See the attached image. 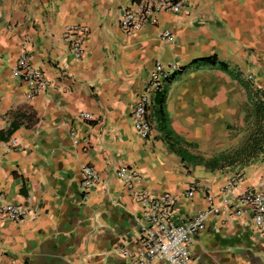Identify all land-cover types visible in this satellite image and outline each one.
Wrapping results in <instances>:
<instances>
[{
	"label": "crops",
	"instance_id": "obj_1",
	"mask_svg": "<svg viewBox=\"0 0 264 264\" xmlns=\"http://www.w3.org/2000/svg\"><path fill=\"white\" fill-rule=\"evenodd\" d=\"M134 1L0 0V198L31 212L22 222L0 216V264H128L117 248L134 239L141 206L114 176L119 167L138 169L142 187L174 195L177 220L207 210L210 194L220 205L222 186L237 174L264 191V146L243 164L189 168L161 125L164 118L212 160L264 126L255 109L264 104V0H184V11L161 13L157 26L129 37L119 21ZM71 25L90 29L82 60L63 41ZM24 48L55 85L33 98L16 71ZM213 56L227 69L199 62ZM158 60L184 71L167 86L164 116L151 108L143 139L131 111ZM83 112L97 120H82ZM84 165L108 181L107 194L100 186L83 193ZM191 254V264H264V236L250 217L222 213L193 239Z\"/></svg>",
	"mask_w": 264,
	"mask_h": 264
},
{
	"label": "built area",
	"instance_id": "obj_2",
	"mask_svg": "<svg viewBox=\"0 0 264 264\" xmlns=\"http://www.w3.org/2000/svg\"><path fill=\"white\" fill-rule=\"evenodd\" d=\"M184 10V0H135L131 6L124 8L119 21L120 28L131 37L145 25L157 26L159 14ZM89 36L90 29L85 26L71 25L64 28L63 41L75 59L82 60L86 56ZM159 36L162 39L172 38L170 31L160 32ZM183 68L177 63L166 65L159 60L155 62L148 83L137 96L131 111L133 124L143 139L151 135V108L156 98L166 93L167 86L175 81ZM16 69L19 78L30 89L28 98L55 87L42 71L33 66L26 48L19 55ZM79 117L89 123L97 120L94 115L86 112ZM5 145L10 147L11 143ZM113 174L122 182L130 197L141 206L134 239L130 243L123 242L117 248L120 257L128 264H191L193 239L206 229L210 217L222 213L234 217H250L256 230L264 236V191L245 186L239 174L228 179L222 186L220 205H215L214 196L210 194L207 198L210 207L185 220H177L175 217V196L142 187L143 176L135 167H119ZM81 176V188L85 195L99 186L108 193V181L94 167L82 166ZM194 194L195 189L192 188L187 196L192 198ZM30 215L27 207L0 198V216L13 222H22Z\"/></svg>",
	"mask_w": 264,
	"mask_h": 264
},
{
	"label": "trees",
	"instance_id": "obj_3",
	"mask_svg": "<svg viewBox=\"0 0 264 264\" xmlns=\"http://www.w3.org/2000/svg\"><path fill=\"white\" fill-rule=\"evenodd\" d=\"M199 62L203 63H208L211 65H220L221 68L227 69L226 64L223 62H220L217 57L213 56L210 58H204L200 59ZM247 90L249 91L250 95L257 96L260 93V91L253 92L250 90V86L246 84ZM164 102V97L163 95H160L156 98V106L159 107V115L162 117L164 116L163 109H162V104ZM256 113H257V118L261 120V122H264V104L263 102H259L258 104L255 105ZM164 119V118H163ZM164 121V120H163ZM170 146V145H169ZM264 146V126L259 127L253 132V134L249 137L248 140L245 141L239 148L233 150L229 154L221 156V160H211L207 162L205 167L207 169H211L214 171L217 168L214 166L217 165L218 163H221V167H226V166H231L234 164H243L248 161V159H251L252 157H255ZM171 150L173 148V145L170 146ZM209 165V166H207ZM214 168V169H213Z\"/></svg>",
	"mask_w": 264,
	"mask_h": 264
},
{
	"label": "rangeland",
	"instance_id": "obj_4",
	"mask_svg": "<svg viewBox=\"0 0 264 264\" xmlns=\"http://www.w3.org/2000/svg\"><path fill=\"white\" fill-rule=\"evenodd\" d=\"M184 71V68H183ZM183 73V72H182ZM181 73V74H182ZM253 92H257L259 91L258 89L255 88H251ZM152 116V114H151ZM150 116V118H151ZM161 118L162 121V126H163V130L165 131L166 137L167 139L171 140L173 145L172 151H174L175 154H177L179 157H181V159L183 161L186 162V165L189 168H193L197 165H206L207 162L209 160H212L210 156H204L197 148V146H195L194 143H191L190 141L186 140L185 138L174 134L173 132L167 130V122H165V120ZM151 121L153 123V120L151 118ZM218 159V158H217ZM221 163H218L217 165H215V168H219L221 167ZM209 166V165H207ZM214 169V168H213ZM210 171H213L212 168L210 169Z\"/></svg>",
	"mask_w": 264,
	"mask_h": 264
}]
</instances>
